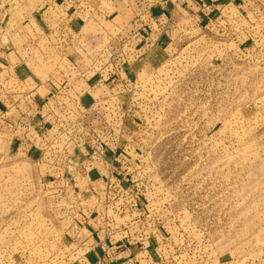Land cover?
<instances>
[{"label":"rangeland","instance_id":"obj_1","mask_svg":"<svg viewBox=\"0 0 264 264\" xmlns=\"http://www.w3.org/2000/svg\"><path fill=\"white\" fill-rule=\"evenodd\" d=\"M51 1L1 4L11 21L37 12L59 22L44 10ZM114 1L133 22H165L161 0ZM241 3L244 23L227 7L215 28L169 29L165 43L154 28L142 30L144 68L134 62L133 77L114 83L110 114L140 160L141 197L133 195L141 207L133 212L151 231L134 242L149 241L155 228L160 235L116 263L104 255L95 264H264V0ZM243 26L245 44L237 40ZM9 143L0 129V264H77L87 206L78 196L47 193ZM124 186L115 194L131 189ZM119 200L109 204L110 216L117 206L130 209Z\"/></svg>","mask_w":264,"mask_h":264},{"label":"crops","instance_id":"obj_2","mask_svg":"<svg viewBox=\"0 0 264 264\" xmlns=\"http://www.w3.org/2000/svg\"><path fill=\"white\" fill-rule=\"evenodd\" d=\"M1 3L0 129L10 137L8 149L13 157L33 164L40 185L52 189L47 193L61 196L75 189L77 199H83L87 209L82 215L81 243L75 250L82 254L77 264H95L104 255L116 263L127 247L139 251L160 232L155 228L149 241L141 237L143 242L135 243L140 233L151 231L137 225L139 215L121 206L113 216L106 213L109 204L120 203L115 202L120 194L114 189L125 184L135 192L143 185L140 160L111 119L116 105L111 102L114 83L133 77L134 62H140L143 70L146 26L154 28L156 39L165 43L161 34L169 29L190 32L195 31L194 24L215 28L218 10L227 7H234L237 22L244 23L246 7L241 0H161L157 8L165 22L157 25L148 20L133 22L114 0H52L44 10L60 17L59 22L37 12L24 21H11ZM259 23L264 30V20ZM237 32L238 42L245 44L244 26ZM259 51L264 55V50ZM101 143L107 146V156L96 158L91 167L87 161ZM111 156L125 163L118 165L124 178L107 189L106 161ZM60 177L67 181L61 182Z\"/></svg>","mask_w":264,"mask_h":264},{"label":"built area","instance_id":"obj_3","mask_svg":"<svg viewBox=\"0 0 264 264\" xmlns=\"http://www.w3.org/2000/svg\"><path fill=\"white\" fill-rule=\"evenodd\" d=\"M106 156H107V146L104 143H101L98 146V148L93 152L92 158H90L87 162L89 163V165L91 167H93L95 164L96 158H98V157L102 158V157H106ZM118 165L123 166V165H125V163L123 161H121L120 159H118L117 156H111L110 160L106 161L108 175L105 176V184H106L107 189H112L117 184V182H120L124 178L122 167H120ZM116 166L119 167L120 171L115 170ZM68 170H72L71 165H69ZM59 179L61 180V182L67 181L65 177H60ZM141 186H143V185H141ZM141 186L138 187V189L135 191V193L129 190L130 192L124 191V194H121V196L119 195V197H120L119 201H121L122 204L125 203L126 205H128L130 208L128 210H134L133 208L138 209L141 207V204H139L138 199H137V197H141V194L139 191L141 189ZM63 193L66 195L69 194L67 196L65 195L66 198L78 196L77 190H75V189H71V191L65 190V191H63ZM133 194H136L137 197H134ZM107 207H109V205ZM107 212H108V208H107L106 213ZM82 215H83V213H82ZM126 250L128 252H130V249L128 247L126 248ZM106 263H109V261L103 259L98 264H106Z\"/></svg>","mask_w":264,"mask_h":264}]
</instances>
